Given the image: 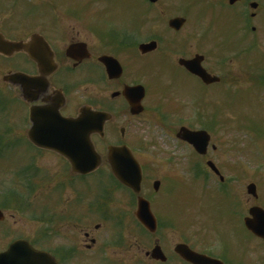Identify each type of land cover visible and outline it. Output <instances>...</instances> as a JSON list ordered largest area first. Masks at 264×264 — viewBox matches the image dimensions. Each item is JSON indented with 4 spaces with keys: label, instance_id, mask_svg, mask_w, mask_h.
<instances>
[{
    "label": "flooded vegetation",
    "instance_id": "1",
    "mask_svg": "<svg viewBox=\"0 0 264 264\" xmlns=\"http://www.w3.org/2000/svg\"><path fill=\"white\" fill-rule=\"evenodd\" d=\"M58 1L0 0V33L9 41H29L35 35L33 49L37 56L34 59L26 52L11 56L0 53L1 71L21 72L35 79L11 86L18 89V93L7 97L4 111L10 123L16 121H10L16 110L20 111L19 116L23 114L28 118L31 107L58 109L60 115L68 118L77 117L82 108L110 114L111 119L104 126V136L92 135L91 141L100 155L106 141L107 147L112 144L128 146L142 169V191L138 195L115 183L114 186L100 187L99 192H87L86 188L90 190L87 180L91 174L74 172L62 155L28 144V130L23 124L24 143L33 148V154L28 157L29 162L20 167L19 173H15V182L25 192L13 189L19 195L16 202L9 204L4 196L0 201V253L15 241L22 240L35 249L46 251L59 264H74L77 252L84 258V264H206V258L221 264H250L251 249L255 248L259 253V263L264 264V240L257 239L255 245L259 247H252L250 232L244 227L251 198L245 195L247 199H243L242 193L241 198L240 194L238 197L237 190L231 185L238 182L240 176H230L228 169L222 171L216 160L219 150L213 134L219 128L230 126V120L227 123L219 119L216 93L208 92L210 88L230 90L236 81L234 75L238 78L246 75L256 85H264V38L257 26L264 20V0H130L134 8L131 23L121 22L120 27L111 23L105 31L103 27L98 31L93 28L96 22H87L85 32L75 29L69 13L60 10ZM141 6L145 9L139 11ZM64 7L70 8V5ZM31 8L35 12H31ZM143 45H148L145 51L140 49ZM249 55L254 59H249ZM232 57L246 58L251 65L235 66ZM161 68L171 77L166 78ZM194 69L201 71V75L194 74ZM175 73L190 77L204 92L194 97L190 96L188 89L178 91L173 86ZM28 84L32 88L30 92L25 89ZM155 84H162V87ZM139 85L143 88V110L133 114L125 91ZM152 86L151 93L149 89ZM30 99L35 101L29 103ZM11 101L15 104L10 107ZM157 112L162 114L160 121L165 122V132L169 133L174 147L188 153L191 158L187 163H181L182 168L197 166L204 181L217 182L216 188L221 194L227 193L228 197L230 193L237 194L232 199L235 224L228 225L229 230L219 234L217 240L205 239L214 216L202 222L194 214L193 221L185 223L182 217L177 224L174 219L159 213L157 209L163 205V180H154L160 182L157 191L152 186L153 191H150V186H145L147 162L138 155V148L127 141L125 131L130 127L129 122L121 124L118 131L117 122L123 119H150ZM180 128L208 133L210 143L205 154H198L190 142L178 137ZM36 151L37 155L43 152L55 154L62 164L52 190L39 196L45 202L32 205L27 200L46 190L37 186L42 176L32 162L37 157ZM226 151L230 152L229 149ZM208 163L214 164L219 173L213 171ZM235 171L233 169V173ZM79 184V192H75ZM114 187L127 191L124 198L114 197L117 195L112 192ZM28 188L32 192H27ZM66 188L73 194L65 202L62 193ZM10 190L5 191L8 193ZM140 196L149 201L156 219L155 232L145 229L134 216ZM57 197L59 201H56ZM120 201L125 204H120ZM79 203L82 207L80 215H76L73 206ZM58 207L65 211L58 213ZM32 208L37 211L36 215H32ZM41 212H45L44 216L39 215ZM90 216L98 217V222L104 224H112V218L120 223L126 222L124 229L128 228L127 233L139 240L128 241L120 232L115 241L109 242L115 245L113 254L116 256L103 257L106 250L99 246L98 237L81 226V223L89 224L87 219ZM27 217L36 228H43L42 234H30L32 237L27 234ZM126 218L133 220L124 221ZM65 222L81 233V244H75L76 233L72 234L70 243L58 241L59 224ZM102 223L95 224V232L100 230ZM104 245L108 246L107 243ZM180 251L194 261L184 258Z\"/></svg>",
    "mask_w": 264,
    "mask_h": 264
},
{
    "label": "rangeland",
    "instance_id": "2",
    "mask_svg": "<svg viewBox=\"0 0 264 264\" xmlns=\"http://www.w3.org/2000/svg\"><path fill=\"white\" fill-rule=\"evenodd\" d=\"M58 3L61 5L60 10L62 12L66 9L63 5L66 6L69 4L73 7V24L76 30H84V32L87 31L86 19L90 20V22L95 20L96 23L93 26L95 30L101 31L100 29L103 27L105 31L111 23L118 27L122 25L121 22L131 23L134 11L130 0H60ZM142 9H145V6H141L139 11ZM257 26L261 32V37L264 38V20L258 22ZM247 57L254 59L253 55ZM232 59L234 62L232 63L235 66L248 64V61H245L243 58L232 57ZM2 63L0 60V66ZM237 69L238 67L235 68V70ZM161 70L166 78L171 77L170 73H165L164 68H161ZM3 74L4 71L0 70V96L6 99V96L16 95L18 90L1 85ZM175 75L173 86L178 91H181V88L188 89L190 96H196L204 92L203 88L190 77L181 73H175ZM234 76L236 81L230 90H221L220 88H210L208 90L211 94L216 93V113L219 119L224 122L227 121V123L230 120V126L226 129L220 128L213 134L215 137L214 143L218 146L219 150V155L216 160L222 171L228 169L230 176H240L239 181L231 185L233 189L237 190L238 197L240 194L241 198L242 193L243 199H247L245 195H247L246 186L248 182L251 181L260 184L261 190L258 193V199L254 200L250 197V201L252 206L256 204L264 208V86L256 85L246 75L244 78L243 76L241 78H238L236 75ZM154 86L162 87V84H155ZM154 86L149 89L151 93ZM11 103L10 107L15 104L13 101ZM6 107L7 102L4 105H0V201L3 190L14 189L20 193L25 192L15 182L16 174L19 173L20 167L25 166L29 162L28 157H31L33 154V148L24 143L21 122L16 121L10 123L8 114H2L1 110H5ZM19 113L20 111L16 110L14 117L10 121L16 120ZM161 116L162 114L157 112L150 119L148 117L139 118L137 121H128V118L123 119L117 122V128L119 131L121 124L125 122H129L130 124V127L125 131L127 141L129 144L133 143L135 148H138V155L147 162L145 186H150V191H153L151 187L152 182L155 179L163 180V189L161 192L163 205L157 209L159 213L165 217L174 219L177 224H180L182 217L185 223L193 221L194 214L199 216L202 222H206L209 217L214 216L209 224L211 225L210 232L205 236V239L217 240L219 239V234L224 230H229L228 225L235 224L233 220L236 219V216L234 214V202L232 199H235L237 194L230 193L229 197L227 193L225 195L221 194L214 186L217 185V182L207 183L204 181L200 172L198 173L197 166H192V168L186 170L182 168L181 163H187L191 158H189L188 153L182 152L174 147L169 133L167 134L165 132V122L160 121ZM234 118V124L238 131L232 125V133H228L227 130H231V121ZM13 125H16V128H12L11 126ZM9 135H11L12 140H10ZM106 142L101 147L103 159L105 158L107 150ZM233 146L236 147V150ZM226 149H229L230 152L226 151ZM32 162L40 169V175L42 176V179L37 183L38 188L42 186L43 189H46L45 191H37L38 193L30 198V204L39 205L45 202V200H40L39 196L43 193L50 192L54 186V182L57 181V176L61 173L62 160L55 154L43 152L42 154L39 153L37 157H34ZM241 167L244 170L243 174L237 170V168ZM233 169H236L234 173ZM101 171V173H96L87 180L90 186V190L86 188L87 192H99L102 185L109 186V184H112L111 180L107 179L110 178L108 166L103 165ZM197 173L199 177L196 181L194 176ZM168 175L170 176L167 177ZM79 186L80 184L77 186L75 192H79ZM112 192L117 194L114 196L116 199L124 198V193H127L125 189L120 190L115 187L112 189ZM4 193L7 194L6 191ZM72 194L73 192L69 189H64L62 193L63 200L66 202ZM55 199L56 201L60 200L59 197ZM12 202H14L13 199ZM82 202L86 203V201ZM120 204L123 205L125 202L120 201ZM81 207V203L73 206L76 215H80L79 209ZM30 211H32V215H36L37 213L34 208L30 209ZM56 211L61 213L65 209L58 207ZM44 214L45 212H41L39 215L44 216ZM98 219L96 216H90L87 219L89 224L83 225L81 223V226L90 230L94 236L96 235L98 237L99 246H104L106 250V254L103 257L110 258L116 256L113 254L115 245L113 246L109 242L115 241L120 232H122V235H125L128 241L139 240L136 236L134 237L127 233L129 231L128 228L124 229L126 222L122 221L120 223V221L112 218L114 220L110 219L112 224H104L98 222ZM132 220L133 218H126L124 221L132 222ZM97 223H102V227L95 232L94 226ZM116 223H119L120 227L116 226ZM66 224L67 222L59 224L58 234L60 236L58 241L70 243L72 234L76 233L78 236L76 235L75 244H81L83 241L81 233L78 232V229ZM36 227L35 223L31 222L27 217V234L29 236H31L30 234H35L36 236L42 234L40 232H42L43 228L38 229ZM254 241V239L250 238L251 246L257 247L258 245H255L256 242ZM104 243H107L108 246H105ZM78 253L75 254L74 264H84V258ZM250 264H261L259 263L258 250L255 248L251 249Z\"/></svg>",
    "mask_w": 264,
    "mask_h": 264
},
{
    "label": "water",
    "instance_id": "3",
    "mask_svg": "<svg viewBox=\"0 0 264 264\" xmlns=\"http://www.w3.org/2000/svg\"><path fill=\"white\" fill-rule=\"evenodd\" d=\"M0 42V51H5L6 53H12L27 47L25 43L8 42L1 38ZM196 73L200 74L199 71ZM20 76L19 74H15L6 76L4 79L19 81ZM136 91L135 89V94ZM138 92L140 93L141 89ZM141 98L142 96L139 94L138 97L136 96L135 99L130 100L133 108L137 109V106H139L134 111L138 112L141 110L139 104ZM52 112L54 113H48V115L44 112L38 113L45 118L44 125L40 128L39 124L42 116L39 120L38 115L32 109L31 120L34 126L29 132L30 138L36 145L54 149L67 156L75 171L89 172L93 170L100 163V159L89 141V136L94 131L103 135L102 124L104 120L108 119V116L106 114L99 116L91 114L94 118H92V123L89 128L85 127V115L84 113L82 115V111L81 116L73 121H66L60 118L56 110ZM98 119L100 121L99 126L96 125ZM39 129L42 130L37 135L35 132ZM178 136L192 143L199 153L205 152L209 142V137L203 132H189L181 129ZM108 161L116 178L136 193H139L142 179L141 170L130 151L126 147L111 146L108 149ZM157 187L158 182H155L154 188L157 189ZM247 189L249 194L254 197L257 196L256 186L254 184H250ZM250 216L251 218L245 219L246 227L256 236L264 239V211L259 207H253L250 209ZM136 217L149 230L152 231L155 229V219L150 211L149 203L142 198H139ZM18 254H21V258ZM17 256L20 258L18 264H56L46 253L38 252L30 247L28 243L21 241L15 242L6 253L0 255V264H8L9 262L14 264L18 259ZM211 262L214 263L210 260Z\"/></svg>",
    "mask_w": 264,
    "mask_h": 264
},
{
    "label": "bare ground",
    "instance_id": "4",
    "mask_svg": "<svg viewBox=\"0 0 264 264\" xmlns=\"http://www.w3.org/2000/svg\"><path fill=\"white\" fill-rule=\"evenodd\" d=\"M20 258H21V256H20ZM20 258H18V259L14 262V264H18L19 261H20Z\"/></svg>",
    "mask_w": 264,
    "mask_h": 264
}]
</instances>
